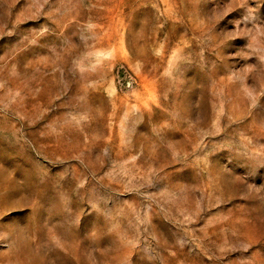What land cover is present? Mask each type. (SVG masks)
Segmentation results:
<instances>
[{"label":"rangeland","instance_id":"obj_1","mask_svg":"<svg viewBox=\"0 0 264 264\" xmlns=\"http://www.w3.org/2000/svg\"><path fill=\"white\" fill-rule=\"evenodd\" d=\"M0 264H264V0H0Z\"/></svg>","mask_w":264,"mask_h":264}]
</instances>
